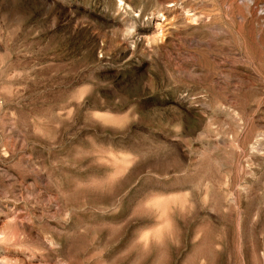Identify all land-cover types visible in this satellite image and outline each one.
Listing matches in <instances>:
<instances>
[{"label":"rangeland","instance_id":"rangeland-1","mask_svg":"<svg viewBox=\"0 0 264 264\" xmlns=\"http://www.w3.org/2000/svg\"><path fill=\"white\" fill-rule=\"evenodd\" d=\"M0 264H264V0H0Z\"/></svg>","mask_w":264,"mask_h":264}]
</instances>
